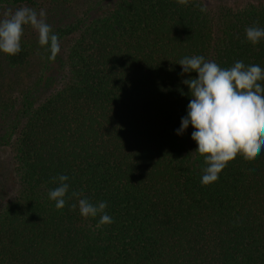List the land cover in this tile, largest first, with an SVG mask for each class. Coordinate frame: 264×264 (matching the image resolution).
Masks as SVG:
<instances>
[{
    "label": "trees",
    "instance_id": "16d2710c",
    "mask_svg": "<svg viewBox=\"0 0 264 264\" xmlns=\"http://www.w3.org/2000/svg\"><path fill=\"white\" fill-rule=\"evenodd\" d=\"M25 6L42 3L0 0V13ZM253 25L264 28V0L91 1L57 24L55 60L41 47L36 74L8 86L17 96L0 83V264H264V151L238 153L204 186L195 129L176 133L191 99L182 81L197 75L177 62L264 69V39L246 40ZM21 47L4 66L30 62L35 50ZM59 175L70 187L57 210ZM80 198L106 201L114 222L82 217Z\"/></svg>",
    "mask_w": 264,
    "mask_h": 264
},
{
    "label": "clouds",
    "instance_id": "9594fccd",
    "mask_svg": "<svg viewBox=\"0 0 264 264\" xmlns=\"http://www.w3.org/2000/svg\"><path fill=\"white\" fill-rule=\"evenodd\" d=\"M187 5L189 0H177ZM207 12V7H201ZM30 26L38 34L41 47L47 46L50 60H55L60 53V40L52 26L47 23V13L37 12L30 7L9 9L0 18V52L18 55L22 51L21 38L24 27ZM246 40L253 45L264 39V28L256 25L245 29ZM177 63L182 66L181 76L185 73H197L184 79L191 99L187 105V114L181 118L177 135H182L191 125L195 130L191 138L197 143L195 152L203 156L201 184L204 186L218 180V174L242 154L247 161L257 158L264 151V69L258 64L245 65L237 60L233 66L221 68L215 61L206 60L203 55L185 56ZM69 177L59 175L52 182L59 186L50 190L48 197L55 201L57 210L66 205L69 192ZM72 197L80 193L73 191ZM107 202L91 203L87 198L78 200L79 213L82 217L100 216L97 227L113 223V218L105 212ZM75 210L77 204H72Z\"/></svg>",
    "mask_w": 264,
    "mask_h": 264
},
{
    "label": "rangeland",
    "instance_id": "374dc122",
    "mask_svg": "<svg viewBox=\"0 0 264 264\" xmlns=\"http://www.w3.org/2000/svg\"><path fill=\"white\" fill-rule=\"evenodd\" d=\"M91 1L97 2L101 0H40V3H42L41 9L45 10L47 13V23H49L52 26V29H54L57 24L73 20L75 16H79L82 11L91 3ZM57 2L64 5H58ZM6 11L8 10H4L2 13H0V18L3 17V14ZM21 41L28 42L30 47L33 48L35 52L30 58V62L22 67L4 66V53L0 52V65H3L2 67H0V83H2L3 86H13V82H19L24 75H28L31 72L33 74H36V68H38V62L40 61L39 55L41 50V46L38 43V34L30 27L23 33ZM8 88L11 97L17 96V94L19 93V90L16 87ZM2 91L4 90L2 89ZM1 96L6 95H2L0 93V99ZM2 104L3 102L2 100H0V111ZM4 168L6 170L9 168V149L7 146L0 144V174L1 171L4 170Z\"/></svg>",
    "mask_w": 264,
    "mask_h": 264
}]
</instances>
